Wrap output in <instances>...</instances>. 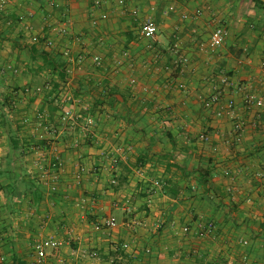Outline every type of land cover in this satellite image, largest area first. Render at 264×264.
I'll list each match as a JSON object with an SVG mask.
<instances>
[{
	"label": "crops",
	"instance_id": "crops-1",
	"mask_svg": "<svg viewBox=\"0 0 264 264\" xmlns=\"http://www.w3.org/2000/svg\"><path fill=\"white\" fill-rule=\"evenodd\" d=\"M9 1L10 9L0 13V69L13 65L18 73L2 76L0 71V264L33 262L31 242L44 213L52 218L46 231L66 242L64 228H75L71 244L64 247L68 264H264V179L256 177L258 171L264 172V0H258L259 5L253 0H137L127 8L119 7L115 0H105L102 8H94L88 0ZM51 1L56 6L51 7ZM173 3L177 12L165 15ZM206 5L230 18L224 57L197 49V32L209 35L214 28L209 15L195 18L197 10ZM133 6L142 11L153 8L150 14L160 25L153 50L137 37L139 21L129 14ZM48 12L54 16L50 23L43 19ZM103 12L109 18L93 26ZM184 14L189 18H182ZM66 15L77 26L71 35L57 40L56 48H47L44 39L49 37L50 26H57ZM34 36L40 42L34 43ZM79 39L87 44L89 55L76 68L69 98L82 97L104 113L105 119L98 146L85 145L74 152L62 146L60 192L50 194L25 162L28 145L38 142L26 121L33 120L43 107L51 112L56 107L46 93L27 95L24 89L48 83L62 89L63 69L68 65L65 49L72 46L78 57ZM176 43L192 47L187 65L178 63L173 50ZM94 54L102 57L103 67L95 68L91 62ZM157 56H161L159 61ZM243 59L248 62L245 69L239 66ZM133 77L136 84L130 82ZM226 77L230 83L223 84L221 79ZM213 82L237 101L239 116L247 124L230 156L220 147L232 136L231 121L216 118L203 104L214 91ZM183 83L192 96L187 104L186 94L178 88ZM247 88L257 99L249 110L243 105ZM142 99L145 105H141ZM203 134L210 135L212 143L202 142ZM102 149L117 154L116 172L111 173L109 159L104 174L87 176L80 185L70 187L77 166L85 162L95 167ZM201 167L213 169L223 204L201 182ZM139 169L144 175L138 174ZM228 169L231 176L225 178L223 172ZM112 174L118 177L116 186L111 184ZM20 175L30 176L37 184L42 193L40 204L36 205ZM156 178L164 180L163 188H154ZM250 181L255 191L247 200L245 184ZM66 192L71 195L69 201L63 197ZM84 199L91 204L90 212L79 208ZM109 200L132 202L141 225L94 232L93 225L110 215L119 221L128 219L122 210L109 208ZM29 212L34 215L31 221L20 220ZM173 216L179 218L175 228L171 226ZM199 220L214 221L218 237L198 238ZM187 224L192 232L185 236L180 227ZM243 239H249L250 245L243 246ZM127 241L137 253L123 249ZM146 247L152 248L151 255L145 253ZM90 252L98 257H90Z\"/></svg>",
	"mask_w": 264,
	"mask_h": 264
},
{
	"label": "built area",
	"instance_id": "built-area-1",
	"mask_svg": "<svg viewBox=\"0 0 264 264\" xmlns=\"http://www.w3.org/2000/svg\"><path fill=\"white\" fill-rule=\"evenodd\" d=\"M89 4L94 8H102L105 0H88ZM137 0H115L121 8H127L133 5ZM9 0H0V13H5L10 9ZM50 6H56V1H51ZM153 8L147 7L145 10H140L138 6H133L129 8V14L139 21V25L136 31L137 37L141 42L146 43L149 50H153L155 47V42L160 36V25L151 16V11ZM177 4H171L168 9L164 11L165 15L177 12ZM205 14L209 15L214 24L213 31L207 35L204 31L200 30L196 34L197 49L200 51H209L214 55L219 57L225 56V48L227 46V41L230 38V18L223 12L216 10L213 6L206 5L199 8L195 13V18H201ZM53 13L48 12L44 14V21L50 23L53 20ZM109 18L107 12H103L100 16L96 17L92 24L93 26H98L100 22L105 21ZM182 18H189L187 14L182 15ZM51 25V24H49ZM76 23L69 17L65 16V20L61 21L57 26H50L49 37L44 39V43L47 48L54 49L57 46V40L61 37L71 35L74 31ZM33 42H40V37L34 36ZM81 53L78 57H74L72 51L73 48L68 47L65 49L67 55L68 65L65 68V86L62 89H56L49 83L45 85H35L27 86L24 89V94L40 96L43 93L48 95L49 101L52 102L56 110L51 112L48 107H43L36 112L35 118L33 120H27L26 124L29 126L32 132V137L38 140L37 144H29L26 149L25 162L30 170V173L38 181V183L47 190L50 194H58L60 192V183L63 177L64 162L61 156V148L65 145L66 149L69 151L78 150L83 148L85 145H99L101 131L104 124V113H100L94 109V107L84 100L82 97L74 96L70 99V93L72 90V85L74 82L76 68L82 66L84 59L89 55V48L87 44L81 39H79ZM175 54L178 57V63L187 65L190 61V52L192 47L181 46L176 43L173 47ZM128 54V53H127ZM129 56V55H128ZM161 56H157L159 61ZM91 62L95 68H101L104 65V61L99 54H94L91 56ZM241 69H245L248 66L246 59L239 62ZM2 76L6 75L8 72L18 73V69L13 65H4L0 69ZM262 79L264 82V60L262 62ZM223 84L230 83L229 78H222ZM132 84H136L138 81L133 77L130 81ZM179 90L186 94L185 103L192 100V96L189 92V87L187 84H180ZM213 93L212 95L204 100V107L212 111L216 118H228L232 123V136L227 139L223 145L220 147L222 153L225 156H230L234 147L239 144L242 140L243 134L247 128L246 122L240 118L238 113L237 101L231 98L230 95L223 89L217 82H213ZM149 91V88H145ZM256 95L251 89H244L243 105L245 109L249 110L253 108L256 103ZM141 105L146 104V100L142 99L140 101ZM159 110H164L163 106L159 107ZM202 142L212 143V138L208 134H203L200 136ZM216 150L219 148H215ZM120 150V149H119ZM101 159L98 164L94 167H90L87 163H81L77 166L75 172L72 173V178L70 182V187L74 188L76 185H80L85 177L92 176L98 177L106 171L107 160L113 162V170L111 173L116 172V168L119 164L116 153H110L107 150L102 149L100 151ZM139 175H144V171L139 169ZM224 177H230L231 171L225 170L223 172ZM257 178L264 179L263 170L258 171ZM112 186L118 184V177L112 174L111 178ZM164 180L161 178H156L153 181L155 189H161L165 186ZM196 186H193V190ZM245 189L247 193V200L252 199L253 192L255 191L254 183L249 182L245 184ZM196 191V190H195ZM230 191V186H229ZM64 199L69 201L71 195L69 192L63 194ZM109 208L122 210L128 215L127 220L119 221L116 216L110 215L105 220L98 222L93 225L94 232H104L105 230H115L120 227L134 228L137 229L141 224L138 220V212L135 205L132 202L125 201L120 202L117 200H109L107 202ZM79 208L84 212L91 211V204L88 199H84L80 202ZM1 218V211H0ZM34 218L32 213H24L20 216V220L31 221ZM52 218L50 214L44 213L40 216L41 227L38 230L37 235L31 242V247L34 252V260L31 264H43L49 262L50 264H68V261L64 254V247L66 244H71L73 240L75 228L72 225H68L64 228L67 232L68 241L62 240V238L54 233L47 232L46 227L50 224ZM179 224V218L173 216L171 220V226L175 228ZM192 232V227L187 225H182L180 227V233L187 236ZM195 233L200 239H209L218 237V226L212 221L199 220L197 222V227ZM243 246H249L251 241L249 239H243L241 241ZM123 249L127 252L133 250L132 242L127 241L123 244ZM145 253L147 255L152 254V248L146 247ZM90 257L97 258L98 253L90 252ZM196 255V252L193 253ZM245 258H243L244 261ZM2 261L5 260L4 257L1 258ZM230 264H232L230 262ZM250 264H260L258 262H252Z\"/></svg>",
	"mask_w": 264,
	"mask_h": 264
},
{
	"label": "trees",
	"instance_id": "trees-1",
	"mask_svg": "<svg viewBox=\"0 0 264 264\" xmlns=\"http://www.w3.org/2000/svg\"><path fill=\"white\" fill-rule=\"evenodd\" d=\"M256 4L259 5L258 0H253ZM17 145V143H16ZM199 174H200V180L201 182L207 187V189L212 192V194L214 195V199H220L218 201L219 205L223 204L222 200L220 198V192L216 186V184L213 181V169L212 168H200L199 169ZM20 178H22L20 181L23 183H26V188L29 192H31L34 195V200L36 201V205L40 204V200L42 199V193L40 192V190L37 187V184L35 182H33L30 176H19ZM29 177V178H28ZM16 190L15 188L12 190V193H15ZM230 208V205L228 207V209Z\"/></svg>",
	"mask_w": 264,
	"mask_h": 264
},
{
	"label": "rangeland",
	"instance_id": "rangeland-1",
	"mask_svg": "<svg viewBox=\"0 0 264 264\" xmlns=\"http://www.w3.org/2000/svg\"><path fill=\"white\" fill-rule=\"evenodd\" d=\"M65 56H67V55H65ZM66 68V67H65ZM65 68L63 69V70H65ZM90 254V253H89ZM123 256H125L123 253H121ZM117 255V254H116Z\"/></svg>",
	"mask_w": 264,
	"mask_h": 264
}]
</instances>
